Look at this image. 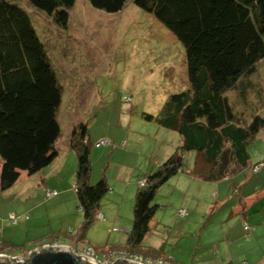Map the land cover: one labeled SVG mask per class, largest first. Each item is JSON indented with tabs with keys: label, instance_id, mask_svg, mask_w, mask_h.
Masks as SVG:
<instances>
[{
	"label": "rangeland",
	"instance_id": "1",
	"mask_svg": "<svg viewBox=\"0 0 264 264\" xmlns=\"http://www.w3.org/2000/svg\"><path fill=\"white\" fill-rule=\"evenodd\" d=\"M15 4L30 17L60 85L58 118L76 117L78 124L86 125L91 148L97 135L119 136L130 131L136 143L128 159L130 165L138 166L136 174L143 176L152 173L181 145L179 133L144 118L159 117L171 95L190 88L183 47L151 14L137 8L133 0H127L115 14L94 9L86 0H76L69 11L68 25L62 29L26 2ZM227 97L243 124L249 125L255 116L264 120V59L251 77L228 91ZM118 138L114 146L102 148L123 149L125 136ZM247 151L249 166L216 182L190 177L196 153L185 152L184 169L178 173L185 175L173 176L158 190L152 202L158 208L142 246L163 248L159 257L162 264H221L220 257L228 251L232 257L227 262L242 264L249 259V264H264L261 254L250 251L247 259L242 253L256 245L254 239L244 241L252 235L245 225L257 230L255 239L260 243L264 233V167L256 173L251 168L264 163V125ZM72 154V160L63 156L62 162L61 175L64 182L70 183L69 189H52L57 191L55 200L45 199L42 188L36 186V176L24 175L11 188L0 190L1 251L25 254V259L55 241L70 245L76 240L78 247L88 244L96 251L123 247L132 226L134 195L128 212L123 206L118 221H113L116 216L109 224L97 218L78 239L82 213L73 190L76 158ZM117 156L115 152L111 160L120 162ZM90 160L95 174H106L107 162L94 160L91 153ZM60 165L40 170L46 181L53 182L48 174L53 176ZM138 181L135 179L137 186ZM108 186L99 212L104 208L116 215L115 195ZM247 198L250 201L245 202ZM179 209L185 214L178 215ZM242 211H246V224L242 222ZM11 214L18 216L15 223L10 220ZM240 227L242 235L236 231ZM113 228L117 231L112 232Z\"/></svg>",
	"mask_w": 264,
	"mask_h": 264
},
{
	"label": "trees",
	"instance_id": "2",
	"mask_svg": "<svg viewBox=\"0 0 264 264\" xmlns=\"http://www.w3.org/2000/svg\"><path fill=\"white\" fill-rule=\"evenodd\" d=\"M10 1L0 0L2 191L11 188L21 173L31 176L50 165L58 155L56 143L61 136L57 119L62 104L60 85L30 17L15 2H26L62 29L76 2ZM86 1L107 14L120 12L127 2ZM133 4L151 14L181 44L190 84L187 91L169 97L159 117L144 115L147 121L179 133L182 142L139 180L144 185L137 186L126 245L116 248L146 257L142 243L158 208L153 199L170 178L183 171L185 152L196 153L192 176L203 181L216 182L249 166L247 147L264 120L255 116L249 125L243 124L227 93L251 77L264 59V0H133ZM91 147L86 125L78 124L69 139L76 157L73 190L82 213L78 239L97 219L100 202L109 190L104 179L90 183Z\"/></svg>",
	"mask_w": 264,
	"mask_h": 264
},
{
	"label": "crops",
	"instance_id": "3",
	"mask_svg": "<svg viewBox=\"0 0 264 264\" xmlns=\"http://www.w3.org/2000/svg\"><path fill=\"white\" fill-rule=\"evenodd\" d=\"M57 119H58V122H59V125L61 128V136L56 143L58 155L50 165H52V164H54V165L61 164V165L59 166V169L57 170V172L53 171L54 172L53 176H50V174H48L49 177H51V179H53V182L46 181V179L43 177L44 174H41L42 172H40V171L37 172L36 174L31 175V176L21 173L17 182H19L21 177L24 175H26L28 177L36 176V177H38L37 179L39 180V182L37 181L38 184L37 185L35 184V185L39 189L42 188L43 192L46 190L55 189V187H60L64 191H66V190L68 191V189H69L68 186H70V183H68L67 181L64 182L63 176L61 175V174H63L62 162H63V156H68L69 159H71V160L73 159L72 153H74V152L69 148V139H70V136H71L74 128L78 125V123H77L76 117H73V119H71V120L64 119V118L61 120L59 118H57ZM120 136H125V138L122 139V143L124 146L123 149H118L116 151L115 149L113 150L111 148H102V147L95 148L94 147V148H91L92 152L90 151L91 158L93 156L94 160H101L103 162L105 161L109 164L107 167L106 174H95L96 172L94 170V166L92 165L91 166V175H90V183L91 184H92V182H94V180H97L100 177L99 180L104 179V180H106L108 185L110 184V186H111L110 189H112V192L115 195V203L114 204L117 205L118 213L116 212V215H112L104 208L102 209L103 212L102 211L99 212V214L102 216L101 221H103L107 224L111 223L115 216L116 217L113 220L114 222L118 221L120 219V215L123 211V206H124V208H127V212H128V206L130 208V204L133 202V195L135 196V193L137 191V185L135 183V179H137V181H138V180L142 179L145 175H147V174H144L143 176H141V174H136L138 166L130 165V161L128 158L134 152V151H132V148H133L134 144L136 143V139H135L136 136H132L130 131H128V133H125V134L124 133L120 134L119 136H115V135H111V134L97 135L94 137V138H96L94 142L99 141V140H106L109 142L112 141L113 144L110 145L112 147V146H114L116 141L119 140L118 137H120ZM88 139L90 142H92L91 141V135H89V134H88ZM120 140H121V138H120ZM115 152L118 154V156L116 158H119L120 162H116V161L111 160V158L114 156ZM93 164H94V162H93ZM177 175H185V174H177ZM189 176L191 177L192 174H190ZM179 177H181V176H179ZM181 181L184 184L185 178H183V180H181ZM64 183H66V184L64 185ZM73 187H74V181H73ZM253 198H255V197H253ZM52 199L55 200V197H53ZM58 200H60V199H57V201ZM244 201L248 202V201H250V198L249 199L247 198V200H244ZM242 212H243L242 217H241L242 222H244L246 224V222H248L247 221L248 219L245 215L246 211L245 212L242 211ZM262 224L264 225V223H262ZM31 225H33V224H31ZM236 231L238 234L242 235L243 231H242L241 227L237 228ZM249 233L250 234L252 233V235H250V237L247 235V237H246V239H244V241L247 242L251 239H254L255 243H256L255 249L250 247L248 250L247 249L242 250V253H244V255H246V258H247V253L252 251V253H254V255L260 256L259 254H261L262 259L264 260V233H261L262 235L260 236V239H262L261 243L258 241V239H255V234H257L256 229L250 228ZM240 238H243V236H240ZM126 239H127V237H126ZM54 243L57 245L60 244L58 241H55ZM54 243H50V244H54ZM125 245H126V242L123 246H125ZM59 246H64V247H69V248H71V247L81 248V247H78L76 240H75V242L73 240L72 244H70V245L69 244H60ZM142 250H143V253L147 255L146 257H149V258H159L160 256L163 255V248H161V247L158 248L157 250L153 249V248H149V247H148V249L143 247ZM1 255L6 256V257H12V258H23L25 256V254H19V253H12V254L11 253H5V252L1 251V248H0V256ZM230 256H231V254L229 253V251L227 254H224V255L222 254V256L220 257L221 264H222V262H223V264L225 262H226V264H233L232 261L227 262V260H229ZM249 261L250 260L248 259V260H245L243 263L249 264L248 263Z\"/></svg>",
	"mask_w": 264,
	"mask_h": 264
},
{
	"label": "built area",
	"instance_id": "4",
	"mask_svg": "<svg viewBox=\"0 0 264 264\" xmlns=\"http://www.w3.org/2000/svg\"><path fill=\"white\" fill-rule=\"evenodd\" d=\"M110 143L106 140H100L94 144L96 148L101 147V146H107ZM264 167V163H258L253 165L252 172L256 173L259 172L262 168ZM139 186L144 185V181H139L138 182ZM57 196V191L55 190H46L44 191V197L45 199H51L53 197ZM185 211L179 209L178 210V215H184ZM10 220L12 222H16L18 220V216H15L14 214H11ZM99 220H102V216L99 214L97 216ZM24 219H28V216H24ZM247 228V231H250V227L245 225ZM117 229L113 228L112 232H116ZM46 247H59L57 244H52L50 246ZM71 252L77 256V257H84L90 260H93L97 264H116V261L118 260H123V261H129L134 264H162L163 260L161 258H149L142 256L137 253H133L131 251L125 250V249H111L106 252H99L96 251L92 246L86 244L82 246L81 248H76V247H71L70 248ZM31 254V253H30ZM245 264V263H242Z\"/></svg>",
	"mask_w": 264,
	"mask_h": 264
},
{
	"label": "water",
	"instance_id": "5",
	"mask_svg": "<svg viewBox=\"0 0 264 264\" xmlns=\"http://www.w3.org/2000/svg\"><path fill=\"white\" fill-rule=\"evenodd\" d=\"M0 264H97L93 260L75 256L69 247H44L29 254L27 258L0 256ZM116 264H134L118 260Z\"/></svg>",
	"mask_w": 264,
	"mask_h": 264
}]
</instances>
